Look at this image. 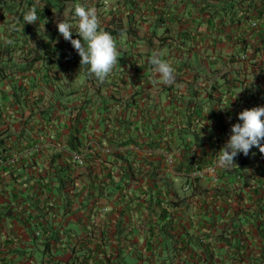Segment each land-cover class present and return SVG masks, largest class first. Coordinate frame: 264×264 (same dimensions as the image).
<instances>
[{
    "label": "crops",
    "instance_id": "crops-1",
    "mask_svg": "<svg viewBox=\"0 0 264 264\" xmlns=\"http://www.w3.org/2000/svg\"><path fill=\"white\" fill-rule=\"evenodd\" d=\"M52 1L0 0V64H4L8 58H14L15 52L25 50L24 48L27 47L26 39L32 49L44 40L50 41L52 47H55L54 52L49 54L48 58L36 56L38 55L37 53L35 55L29 54V65L33 63V68L37 66V69H39V71L33 70L29 72V84L35 80L42 86L52 85L50 90L47 89L48 94H51L47 100L49 101L46 106L47 111L51 112L52 116L60 113L64 115V111L69 109H67L66 105L61 106V102H66V99L63 100L61 98L66 94L65 89L62 87L65 86L64 80H72L73 85L71 88L75 92L72 94V101L66 104L75 106L79 111L74 119L77 124L74 127L81 130L80 134L78 132L79 137L83 142L88 140V143L92 144L89 157L91 160L86 161L90 168L72 165L74 171L71 172V175L75 174L72 175L75 186L68 188V194L74 193V198L67 208H70L73 214L68 218L76 221L80 225L82 232L87 229L88 224L93 223L95 228H97L96 232H93V235L95 234L94 238L98 243H101V238H109L110 241H116L119 230L117 222L120 213L125 212L127 214L125 217L128 215L131 217L132 215V219L126 217L123 221L122 227L125 226V230L121 234L119 233V238L122 239L123 233L128 231L131 226L133 235L130 241H135L132 244L137 249L132 250V256L136 252L137 256L141 254L145 258L146 254H149L148 250L151 248L157 250L158 246L151 247L149 245L151 238L149 239L146 229H140L136 223L129 225L138 217L140 212L134 210L132 213L131 204H126L124 197L119 196L122 193L121 189L127 194V191L131 192L139 189L138 186L144 182V180H138V184L135 186L126 185L127 179L122 174L129 170L128 163L132 162L136 166L134 171H141L144 175L150 169V164L142 162L147 159L146 153L140 151L139 156L134 157L132 152L128 154L124 151L127 147H118L116 143L118 140H122L125 131L116 130L117 125L111 121L114 110L122 112V109H125L129 113L135 112L133 111L135 109L132 108L136 106V102L133 103L132 99L141 96L145 105L146 103L149 106L152 105V111L154 112L158 108L161 114L166 116V120L169 123L171 118L172 121H176L177 113L180 112L178 110L179 106H185L189 99L202 101L204 102L202 112H207L209 121L198 120L197 128L205 124L206 126L204 125L203 128L208 129L207 132L204 130L203 135L205 136V134H209L212 127L216 126L212 120L211 112L213 109L221 114V119L224 123H229L232 119L231 114L236 109H251L264 106V0H254L253 10L256 12L263 9L262 15L253 20L256 23L255 26L249 23L237 24L232 22L229 24L226 21L223 25H219L217 22L218 17H211L213 11L209 9V5L224 7L225 3L231 1L233 6L227 7V12L240 15L242 9L241 0H54L55 4ZM77 4L86 8L92 7L96 9L101 29L107 32H116L121 29L120 33L111 34L115 39L117 48H120V68L130 74L143 75L141 78H131L127 82L119 83L114 87L105 82L106 87L98 88V80L88 73L87 66L81 68L78 53L70 42L67 43L63 39L56 26L57 22L64 19L73 25L72 35H75L73 39H81L75 31L78 20L73 18L74 8ZM33 7L38 13L39 21L34 24H25L23 16ZM241 37L247 39L245 46L241 42ZM18 47L19 49H17ZM12 48L14 49L11 50ZM180 48L181 51H179ZM69 49L74 53V56L68 55L65 57L64 51ZM56 52L58 53L55 54ZM153 53H158L163 60L170 63L175 69V81L173 84L164 85L160 82L158 76L154 75L152 65L149 63ZM193 53L196 56L191 58V63L201 62L202 71L190 75L193 69L196 71L199 69L192 66L193 69L189 72L188 67L180 69L177 65L180 60H190ZM69 65L70 67L68 68ZM150 70L152 73H150ZM210 70H217L218 72L212 76ZM140 71L142 72L140 73ZM147 74H153L149 82L144 79ZM80 75L83 77L81 78L82 80H87L88 82L77 83L80 80ZM3 79L6 80V77ZM201 79L203 80L201 81ZM92 84H97L94 85L97 90L94 89L95 94L92 97V101L89 102L85 94L89 93L92 95L93 90L90 88ZM99 90L102 93H106V97H109L110 94L116 97L121 96V101L114 98H110L109 102L107 100L104 101L99 95ZM175 91L182 96V100L175 101L174 104H177V106H173L170 101L171 94ZM98 96H100L99 100L96 99ZM75 101L79 102V107ZM67 114H69V111ZM139 117L143 118L144 121L148 118L146 114H141ZM42 121L44 129L56 127V125L51 127V122L54 121L53 118L50 121H45L44 119ZM149 128L150 125L146 129L152 131ZM50 130L55 135L49 132L46 136L41 137V141L48 144H62L63 147L66 146L64 147L66 150V137L69 132V126H62V131L65 132V135L62 132L57 133V131H61V128ZM147 138L150 139V137ZM151 138L159 140L155 136V132H151ZM25 155L27 157V154ZM63 155L64 159L62 161L66 160L67 152ZM150 161L158 163L156 158ZM138 162H140V170L137 169L139 167ZM159 170H161V165ZM108 174L111 175L110 178H107ZM103 179L104 183L101 182ZM120 184L125 185L120 187ZM210 184L207 185V188L203 185L201 189H198V192L195 193L198 198L195 201L203 204L202 191L208 196L207 200L213 201L209 199V191L212 190ZM15 188L14 190H16ZM23 189L29 192L27 191L29 188ZM226 196L230 197L228 193L221 194L219 197V200L221 199L219 201L220 204L215 201L213 204L215 205L214 210L212 212L202 211L200 216L194 210L193 202L192 204L190 203L191 209L188 214L196 215L197 213L204 221L201 222L199 227L197 226L196 217L192 221L189 216L188 221H186L189 223L194 222L191 225L194 229L199 230H201V227H203L202 229H206L207 226L210 227L212 222L215 223L211 227L214 238L209 239L206 236L205 244L200 245L186 233H180L177 240L185 242V247L183 246L184 253L182 252V255H180L182 261L178 262L177 257L173 259L175 263L168 262L167 259L171 250H174L175 255L178 254V244L177 249L173 245L170 246V249L169 247L166 249L157 243L161 247L158 249L157 259L148 262V259L144 260L141 256L143 259L141 258L137 262L130 264H176L177 262V264H186L188 260L192 264H203V258L204 264H224V257L222 258V256L228 255L224 239L231 233V228L228 226L231 221L229 220L230 208L238 209L243 203L246 208H249V204H251L247 199L246 193H243L241 199L230 200V204L226 202L228 201ZM236 203L240 206L230 207L231 204ZM87 209L93 213L89 217V221L86 220L85 216ZM180 217L182 218V212ZM173 219L177 221L176 215ZM232 219L235 226L239 222H243L241 213L232 217ZM183 228L185 227L181 224L176 227L178 232H184L185 229ZM62 232V230H59L60 234ZM249 234L246 236L247 241L252 239ZM163 238L162 236L158 237L160 243H162ZM108 246L109 244L105 245V250L98 248L95 252L96 255L102 257L103 251L115 252L113 243L110 244V250L107 249ZM196 248L200 249V251L197 252ZM259 251L252 243L247 247L246 255L250 258H255L259 255ZM129 254L128 250H126L123 260L129 262L131 257ZM239 263L249 264L246 261Z\"/></svg>",
    "mask_w": 264,
    "mask_h": 264
},
{
    "label": "trees",
    "instance_id": "trees-1",
    "mask_svg": "<svg viewBox=\"0 0 264 264\" xmlns=\"http://www.w3.org/2000/svg\"><path fill=\"white\" fill-rule=\"evenodd\" d=\"M242 1V9L240 15H234L229 14L230 12H227V7H232V1L229 3H225V6H215V5H209V9H211L213 12L211 13V17L215 18L218 17V23L219 25H223L226 21V23H237V24H252L253 20H256L260 15L263 13V9H260L255 12L253 10V7L255 5L254 0H241ZM37 12V11H36ZM38 15V13H37ZM252 20V21H251ZM251 21V22H250ZM31 29V27H29ZM121 32V29L117 30L116 32H109L112 35L118 34ZM75 36V35H72ZM261 39L262 36H260ZM24 41V40H23ZM241 42L245 46L247 44V39L244 37H241ZM25 43V42H23ZM26 45L27 47L24 48L25 50H21L20 52H25L28 57L29 54L37 53L36 56L46 57L48 58L52 52H54L55 47H52L50 44V41H42L41 44L38 43L37 47L33 48L29 47V41L26 39ZM242 45V47H243ZM12 48L11 50H13ZM19 49V47L17 48ZM16 49V50H17ZM181 51V48L179 49ZM71 49L64 51V56L67 57L70 55ZM57 54V53H55ZM47 55V56H46ZM193 56H196L194 53L190 57V60L181 61L177 65L180 69L197 67L200 71H202L201 62L200 63H191V58ZM178 60V59H177ZM6 62L3 64H0V125L3 123H6L7 118L10 116V112L14 111L15 105H19L21 103L20 101V94L18 91L20 90V93L23 95L30 94V91L26 89V87H23L21 85L15 86L16 82L21 80L23 77L27 79L29 82V72L30 71H39L37 69V66L33 68V63L29 65V63L24 62L20 63L19 67L20 69L18 72L15 70H10L8 67L12 64V66L16 63H12L11 58L6 59ZM176 63V62H175ZM136 72V70H135ZM142 71H140L141 73ZM150 73L152 71L150 70ZM177 74V73H176ZM9 75H11L9 77ZM143 75L123 71L122 68H120V63L115 67L114 71L110 74L108 78L104 82H99L98 88L106 87L105 82L116 86L119 83H124L130 80L131 78L139 79ZM153 74H147L145 76L146 82H149V79H152ZM6 77V80L3 78ZM22 77V78H21ZM104 83V84H103ZM7 86H10L11 84V95L13 96L11 99L8 97V92L6 89ZM32 86H36V88H41L38 81L33 80L31 82ZM101 85V86H100ZM112 96V95H111ZM181 94L177 91L173 92L170 97V101L173 103V106H177V104H174L176 100L181 99ZM149 98V97H148ZM182 100V99H181ZM132 102H136V106H134L132 109H135L133 111L135 112H127L125 109H122V112H116L114 110V115L111 118V121L117 125L116 130H123L125 131L124 136L122 140H118L116 143L118 147H127L124 151L126 153H133L134 157L139 156V152H144L147 155V159L142 162H147L150 164L151 168L147 170L145 173L148 174L144 175L143 172L134 170L136 169V166L132 164V162L128 163V169L124 172L123 177L127 175V181H137V179L144 180L138 187L141 189L132 190L130 193L126 194L124 190L121 189L122 193L119 197H124L126 200V204H131V210L132 213L134 210L139 211L140 214H138V217L131 222L138 224L140 229H146L147 235L150 239L149 245H153L152 241L156 240L155 245L159 247L158 244H161V247L168 248L167 239L171 238L178 242V237L180 233H186L189 237L196 240L198 244H203L198 241V237L200 234H203L205 237L207 236L209 239L214 238L213 229L211 228L213 224L211 223L210 227H206V229H194V227L191 225L192 223L187 222L188 217H191V220L193 221L194 217H196L197 226L199 227L201 222L204 220L199 217L200 213L199 210H202V208H206L207 211L212 212L214 210L215 201H221L219 200V197L221 194H226L232 198L233 201L236 199H241L243 193H246L247 199L254 204L253 208L251 207V204H249V208L245 207V204L243 203L242 206L238 205L237 203L235 205L231 204L230 207H236L240 206L238 209L230 208L229 211V228L230 232L229 236H226L224 239V242L227 245V252L228 255L224 257L223 262L228 259V264H238L241 261H246L247 263L251 264L252 261L255 260L254 264H264V202H261V200L264 199V194H262L263 197L255 199V196L260 192L262 193L261 188L264 184V155H262L259 152V149L252 148L251 152H254L256 154V159L254 163H250L249 155L246 157L243 155V153L238 154V156L235 158V164L230 168H216V176H218L217 183L212 182V178L208 176L207 174L204 175L205 182H208V185L210 184L211 189L213 190V195L210 196L213 200L212 202L207 201V206H198L195 210L197 213L195 214H188V212L191 209L190 204V197L195 194L196 189H201V187L205 184V182H201L203 178L201 177H193L191 176L192 171L195 168L199 169H206L209 166H213L217 163V153L219 150L224 146V144L227 142V140L230 138L231 135V126L235 123H241V121L238 120V114L244 110L243 109H236L232 112L231 116V122L224 123L221 119V114L217 112L215 109L212 110L211 114L213 116L212 120L215 122V127H212L209 134H204L203 127L198 126V120L200 121H209L208 114L202 112V106L204 102L192 100L189 99L187 103H185V106H182L178 108L180 112L177 113L176 121H171L167 123L166 116L161 114L160 110L156 108V112L152 111V105L149 106L145 105L143 103L142 97H135L132 99ZM193 104V105H192ZM195 107V109H194ZM192 109V110H191ZM246 109V108H245ZM45 118L46 115L48 117L44 119L45 121H50L51 119V112L47 111V109L44 110ZM124 111V112H123ZM210 111V110H209ZM49 113V114H48ZM128 114V115H127ZM146 114L148 118L144 119L140 118L139 115ZM155 114V115H152ZM69 114H66L65 116H68ZM127 115V116H124ZM14 117V112L13 115ZM56 118L52 126L56 125L58 121H61L63 118L60 114L55 115ZM195 116V117H194ZM236 120H235V119ZM60 119V120H59ZM67 119V118H65ZM64 119V121H65ZM153 119H156L155 122H153ZM52 120V119H51ZM88 120V119H87ZM195 120V121H193ZM51 124V123H50ZM150 125V128L152 131H149L146 129ZM165 125V126H164ZM205 125V124H204ZM63 126V125H62ZM64 126L66 124L64 123ZM206 126V125H205ZM55 128L52 127L50 129ZM58 128V127H57ZM57 128L55 130H57ZM149 128V129H150ZM210 129V128H209ZM77 130V132H75ZM60 131H57V133ZM62 132V131H61ZM79 130L74 127V129L69 128V132L66 137V145L67 149L65 152H67V158L66 163L63 164L66 167H61L57 165V162H55V158L51 155V157L48 160V166L47 170L50 174L55 176L57 178L58 182V188L62 192L64 188H66V195L68 197V200L66 201L67 204H71V201L74 198V193L68 194V190L75 186L74 178L71 175L70 167L72 165H75L74 162H72L71 155L74 152H83V150L86 148V146H89V152L86 157V161L91 160L90 154H91V145L87 144L88 140L82 141V139L78 135ZM104 132V131H103ZM149 136H151V132H155V136L159 138V142L154 140V138H147V133ZM56 133V134H57ZM21 134L23 132H20L17 134V137L21 138ZM47 132L43 133V136H46ZM207 135V136H206ZM58 136V135H56ZM10 137V134L6 132L5 129H0V195L6 196L7 193H9V187L11 186L8 182H6V175L9 174V178L13 180V182L17 183H25L27 178L21 181L18 178L21 176L18 172L19 167H21V164L18 165L19 162H22L25 167H34V164L31 163V161H27L26 153L25 151L29 149V144L35 143V139L33 141H25L23 143L24 147L21 152V157L16 155V152L14 151V146L18 144V141H12L10 142L8 139ZM167 138L168 145H164L162 143L163 139ZM17 142V143H16ZM170 147H173L177 151L175 153L170 152V157L172 158V167L171 169L180 174L179 178H181L183 183L181 185L189 184V189L185 190V201H179L176 198L177 190L180 191V187L176 188L174 186V189H165L162 190V169H160V164L162 160H166V156L163 153L164 151H169ZM24 152V153H23ZM23 153V154H22ZM169 153V152H168ZM178 156L180 158H178ZM19 157V158H18ZM22 158V159H20ZM25 158V159H24ZM30 158V157H29ZM89 158V159H88ZM151 158V159H149ZM158 161V163H155L153 160L155 159ZM150 162V163H149ZM86 163V162H85ZM139 167L137 169H141L140 162ZM76 166V165H75ZM86 168H90V165H85ZM110 174L107 175V178H110ZM101 182L104 183V179L101 180ZM125 184H120L119 186H123ZM101 186V185H99ZM206 187V185H204ZM253 188L251 189V187ZM12 188V187H11ZM69 188V189H68ZM207 188V187H206ZM13 189V188H12ZM248 189V190H246ZM172 190V191H170ZM7 191V192H6ZM172 192H174V197H170V194L172 195ZM181 192V191H180ZM264 192V189H263ZM2 193V194H1ZM13 193V199L16 206L12 204H5L6 207H0V228L2 225V222L4 221V216H17L18 214V207L21 208L22 213H26V217L24 219V224L28 226L29 231L33 227L35 230H38V228H41L44 226L42 223V217H44L49 208L45 206L44 199L43 201L40 200V197L32 192H28L23 194V189H17L12 190ZM125 194L127 195L125 198ZM203 202L208 198V196L204 193V191L201 192ZM236 197V198H235ZM89 198V196H88ZM226 201V200H225ZM184 202L185 211L181 210L180 204ZM229 203L228 201H226ZM247 203V202H246ZM230 204V203H229ZM134 205V207H132ZM180 207V208H178ZM172 208V209H171ZM34 209L36 210V213H34ZM178 210V211H177ZM193 210V211H194ZM9 211V212H7ZM93 211V210H92ZM182 212V218L180 217V214ZM186 212V213H185ZM185 213V215H183ZM242 214V221L239 222L236 227H243V235L245 236V241L239 245L240 240V234L236 232L235 224L232 219V217L238 216L239 214ZM92 212L87 209L85 212L86 220L89 221V217L92 216ZM233 214V215H232ZM127 215L125 212L120 213L118 216V222L117 226L119 227L118 230V236L116 237V243L117 248H115V252L113 251H103L102 257H98L96 255V250L102 246H105L107 244H110L111 241L109 238H101V243L95 244L94 247L91 246L93 241V232L95 233L97 228H95L94 224H88L87 228H90V230H84V234L82 236H77L76 241H71V237L68 236V233H65L64 235H61L59 233V230H54L51 232V235H43L37 243L36 246H41L43 252H50L51 248L53 246H56L57 244H64V238L63 236L68 239L66 242V245L68 247L69 257L67 260L60 261L57 260L55 262L49 261V264H77V262H80V264H123V259L125 257L124 251H122V242L120 237V234L124 232L125 226L122 227V223L125 220L126 217H129V219H132L131 217ZM176 215V220L173 219V217ZM180 217V218H179ZM179 218V219H178ZM30 219H34L33 222H31ZM187 220V221H186ZM200 220V221H199ZM228 220V219H227ZM186 221V222H185ZM214 221V220H213ZM200 222V223H199ZM185 223V224H184ZM181 224L183 225V229H185L184 232H178L176 227ZM32 226V227H31ZM132 227L128 229L125 233H123L124 239L126 238H132L133 231ZM120 233V234H119ZM250 233V234H249ZM31 239H34V231L30 233ZM251 236V240L247 241L246 239L247 235ZM95 235V234H94ZM178 235V236H177ZM164 237L162 239V243L159 242L158 237ZM254 236H256L254 238ZM154 238V239H153ZM158 243V244H157ZM173 247L177 248V244ZM181 248L183 249V246L185 247V242L180 241ZM255 245V248L260 250L259 255L255 258H250L247 254V247H249L251 244ZM3 246L6 245L8 247L7 249L9 252H13V254H16L17 257H12L11 260L6 263V256L7 252L2 256L0 251V264H25L26 258L30 260L32 264H36L33 259V250L30 248L29 251L25 250L21 247H15L11 249L9 247L10 242H3ZM2 246V245H1ZM157 247V253L155 251L154 254L158 256L159 250L161 247ZM180 248V247H179ZM190 249V248H189ZM231 250V251H230ZM184 252V251H183ZM230 253V254H229ZM155 256V255H154ZM150 259V257H149ZM247 259V260H245ZM165 261V259H163ZM38 264H47V262L40 261ZM241 264V263H239Z\"/></svg>",
    "mask_w": 264,
    "mask_h": 264
},
{
    "label": "rangeland",
    "instance_id": "rangeland-1",
    "mask_svg": "<svg viewBox=\"0 0 264 264\" xmlns=\"http://www.w3.org/2000/svg\"><path fill=\"white\" fill-rule=\"evenodd\" d=\"M55 4V1H52ZM56 30V29H55ZM69 41H67L68 43ZM120 52V48L118 49ZM76 51V50H75ZM58 53V52H56ZM70 55L74 56V53L71 52ZM176 56V55H175ZM14 58L11 59L12 63H16L12 66V64L8 67L10 70H15L16 72H18V70L20 69L19 65L20 63H24L27 62L29 63V57L25 52H15L13 55ZM71 66H73L71 64ZM202 66V64H201ZM70 67V65L68 66V68ZM192 67L189 68V72L192 71ZM197 72H199L198 70L196 71L195 69H193V71L191 72L190 75L193 74H197ZM217 70H210V74L212 76L215 75V73H217ZM22 78V77H21ZM81 78L82 75L79 76V79L77 81V83L81 84V83H87L88 81H84ZM206 79H211V78H206ZM203 79H201L202 81ZM28 80H25L24 78H22L21 80L17 81L15 86L21 85L23 87H26V89L28 91H30V94H25L23 95L22 93H20V90L18 91V93L20 94V101L21 103L19 105H15L14 107V117H12L11 115H13V112H10V116L7 119L6 123H3L0 125V129H5L7 133L10 134L9 137V141L13 143V141H18V144L15 145L14 147V151L16 152V155L21 157V151L22 148L24 147L23 143L25 141L29 140L30 141H35V143L29 144V149L25 151V153L27 154V161L29 159V161H31L32 164H34V167H25L23 164V160L22 162H19L18 165L21 164V168L18 170L20 173V177L18 178L21 181H24L28 176L29 178H27V180H25V183H17V182H13L12 179L9 178V174L6 175V182H8L11 186L9 187V185L7 186V188H9V193L6 194V196H1L0 195V207H8L5 206V204H12L14 206V199H13V193L12 190L14 191V188L17 189H23V188H29V190L27 189V191L32 192L37 194L40 197V200L43 201L44 199V204L46 207L49 208L47 214L42 217V223L44 224L43 227L38 228V230H35V228L33 229V227L30 229L27 225L24 224V219L26 217V213H22L21 212V208L18 207V214L16 217L15 216H4V221L2 222L1 228H0V251H1V255L3 256L6 251L7 252V256H6V263H8L9 260L12 259V257H17L16 254H13V252H9V250L7 249L8 247L3 246V242H10L9 247L11 249L15 248V247H21L24 248L25 250H27V252L29 251V249L31 248L33 250V259L34 262L36 264H38L41 260L44 262H47V264H49V261L55 262L57 260L60 261H65L69 255V251L68 247L66 245V242L68 239H66L64 236V244H57L56 246H53L50 250V252H43L41 246H36L39 239L41 237H43V235H51V232L59 229L62 230L63 232L61 233V235H64L65 233H68V236L71 237V241H76V237L82 236L84 234V232H82L80 225L74 221L69 219L68 217L71 216L73 214V212H71L70 208H67V206H69L70 204H67V193H66V188H64L62 190V192L60 191V189L58 188V180L56 177H54L52 174H50L48 172V170L46 169L48 166V160L51 155L55 158V162H57L58 166L63 167L66 163V161H62V159H64V155L65 154V149L64 147L66 146H62V144H48V143H44V141H41V137H43V133L47 132H51L50 129H44L42 126L43 121L42 119H46L48 117V115H46L45 118V109H47V103L49 101H47L50 98L51 94H48V90H50V88L52 87V85H40L41 88H36V86H32L31 84H29V82H27ZM44 84V83H42ZM64 84L65 86H63L62 88L65 89L66 94L64 97H61L63 100L66 99V102H61V106L66 105L69 110L64 111V115H66L69 111V115L68 116H64L61 114L62 116V120L58 121L57 126L55 127V129L61 128L62 131V125H64V123L66 125L69 126L70 129H74V126L76 127V121H74L77 112H79L75 106L73 105H69L66 103H70V101H72V94L75 92V90L73 88H71V86L73 85V81H65L64 80ZM202 84V83H201ZM94 85L97 84H92L90 88H92L93 93L92 95L87 93L85 94V97L88 98V101L91 102L92 101V97L95 94L94 93V89L97 90V88L94 87ZM35 88V89H34ZM35 90V91H34ZM34 91V93L32 94V92ZM7 92H8V97L11 99L13 96L11 95V84L10 86H7ZM99 95L105 100H107V102H109L111 99L110 98H114L115 100H120L121 101V96L120 97H116L113 94H110L109 97H106L105 95H107L106 93H102L99 90ZM112 95V96H111ZM100 96H98L96 99L99 100ZM69 99V100H68ZM71 99V100H70ZM12 100V99H11ZM97 101V100H96ZM77 106L79 107L80 104L79 102L75 101ZM63 103V104H62ZM57 108V107H56ZM79 109V108H78ZM57 115V114H55ZM53 115L51 116V119L53 118L55 121L56 116ZM67 118V119H65ZM50 119V120H51ZM65 119V121H64ZM60 120V119H59ZM54 121H52V125L54 123ZM156 119H153V122H155ZM62 123V124H61ZM168 123V122H167ZM215 123V122H214ZM60 131V132H61ZM80 129H79V134H80ZM23 132V134H21V138L17 137V134ZM75 132H77V130H75ZM62 133L64 134L65 132L62 131ZM52 135H55L54 132L52 133ZM147 136H149L148 132L146 133ZM65 135V134H64ZM59 137V136H58ZM151 138V136H149ZM157 140V139H154ZM168 139L165 138L163 139L162 143L164 145H168ZM17 143V142H16ZM177 150L174 149L173 147H170V150L164 151L163 153L165 154V156L167 155L168 157H170V152L171 153H175ZM24 153V152H23ZM22 153V154H23ZM144 153V152H142ZM18 157V158H19ZM30 157V158H29ZM178 158H180L178 156ZM256 154L254 152L249 153V160L250 163H254V160L256 159ZM22 159V158H20ZM173 163H168L167 160H162L161 162V169H162V190L165 189H174V187L178 188L180 187V191L177 190V195L174 194V192H172V195L170 194V197H174L175 199V195L177 200L179 201H185V197L186 195L185 193V188L184 185L182 186L181 183H183L182 179L179 178L180 174L174 172L171 167ZM86 165V164H85ZM85 165H83V167H86ZM66 167V166H64ZM151 168V166H150ZM70 171L73 172L74 171V167H70ZM18 173V172H16ZM74 174V173H73ZM72 174V175H73ZM147 176L148 174L145 173ZM75 175V174H74ZM210 176V175H208ZM77 177V175H76ZM125 179H127L128 177L125 176ZM140 179H137V181ZM137 181H129V182H125L126 185L130 184L131 186H135L137 185ZM202 183L205 182L204 178L201 181ZM15 184V186H14ZM175 185V186H174ZM206 187L208 185V182H205ZM14 186V187H13ZM28 186V187H27ZM171 186H174L171 188ZM13 189H12V188ZM170 190V191H172ZM7 192V191H6ZM68 192V191H67ZM198 192V189H196L195 193ZM28 193L23 189V194ZM66 193V194H65ZM130 193V191H127V194ZM2 194V193H1ZM5 203V204H4ZM181 206V210L185 211V206H184V202H182L180 204ZM9 212V211H7ZM34 213H36V210L34 209ZM186 213V212H185ZM185 213L183 215H185ZM31 222H33L34 219H30ZM85 230H90V228H87ZM34 231V239H31V232ZM93 241L91 246L94 247V245L97 243V240H95L94 235H93ZM121 242H122V251H124V253L126 252V250H128V252L130 253L129 256L130 257V261H125L123 260L124 264H130V263H134L137 262L139 259H141L143 256L140 254V256L135 255L132 256V250H137L134 245L132 243V241H130V238H126L124 239V237H121ZM156 240L152 241L153 245H150L151 247H156L155 245ZM180 241L178 240V254L175 255L174 250H171L170 252V256L168 253L169 258L168 262H173L174 257L178 258V262L182 261L180 257V255H182V252L184 249L181 248V244L179 243ZM111 243H113V247L114 249L117 248V243L116 241L112 240ZM110 243V244H111ZM176 243V241L174 239H167V244L168 246H171ZM176 243V244H177ZM110 244L107 247L108 250H110ZM150 244V243H149ZM2 245V246H1ZM204 245V244H202ZM103 250H105V246L100 247ZM170 249V247H169ZM175 249V248H174ZM177 249V248H176ZM153 251H157L155 249H150L148 250L149 254H146L144 260L148 259V262L154 261L155 259L158 258V256H156V254H154ZM196 251L199 252L200 249L196 248ZM157 253V252H156ZM184 253V252H183ZM143 254V253H142ZM155 255V256H154ZM175 255V256H174ZM142 256V257H141ZM150 257V259H149ZM180 257V258H179ZM225 257L222 256V258ZM142 258V259H143ZM189 258V257H187ZM221 258V257H220ZM253 259V258H252ZM171 260V261H170ZM247 260V259H245ZM143 262V261H141ZM177 262V261H176ZM177 262V263H178ZM175 263V261L173 262ZM176 263V264H177ZM225 263H228V259L225 261ZM25 264H32L30 262L29 259L26 258L25 260ZM77 264H80V262H77ZM186 264H192V262H190L188 260V262H186ZM203 264H204V258H203ZM251 264H254V261H252Z\"/></svg>",
    "mask_w": 264,
    "mask_h": 264
},
{
    "label": "clouds",
    "instance_id": "clouds-1",
    "mask_svg": "<svg viewBox=\"0 0 264 264\" xmlns=\"http://www.w3.org/2000/svg\"><path fill=\"white\" fill-rule=\"evenodd\" d=\"M73 18L78 20L75 31L81 39H73V25L64 19L57 22L58 32L78 53L81 68L87 66L88 73L102 83L119 64L120 52L115 39L109 32L101 29L95 8L77 4ZM23 20L25 24L39 21L35 7L24 14ZM149 63L161 83H174L175 69L158 53L152 54ZM238 120L241 123L231 126L230 138L217 153L218 167L230 168L236 165L235 158L238 154L243 153L247 157L254 147L264 155V106L242 110L238 114Z\"/></svg>",
    "mask_w": 264,
    "mask_h": 264
},
{
    "label": "built area",
    "instance_id": "built-area-1",
    "mask_svg": "<svg viewBox=\"0 0 264 264\" xmlns=\"http://www.w3.org/2000/svg\"><path fill=\"white\" fill-rule=\"evenodd\" d=\"M252 26H255L256 25V23H255V21H253L252 22V24H251ZM87 144H89V143H87ZM88 152H89V146H86V148L83 150V152H74V153H72V155H71V159H72V162H74V164L76 165V166H83V165H85L86 163V157H87V154H88ZM166 160H167V162L168 163H172V158L171 157H168V156H166ZM254 162H255V160H254ZM216 168H217V163L216 164H214L213 166H209V167H207L206 169H199V168H195L193 171H192V173H191V176H193V177H201V178H204V175L205 174H207V175H210V177L212 178V182H213V184L214 183H217V182H219L218 181V176H216ZM262 187H264V184L262 185ZM184 188L185 189H189L190 188V185L189 184H185L184 185ZM253 188V186L251 187V189ZM263 189L264 188H261V190H262V193H258L256 196H255V199H257V198H260V197H263L262 196V194H264V192H263ZM246 190H248V189H246ZM213 195V190H210L209 191V199L210 200H212L211 199V197L210 196H212ZM196 198H198V197H196V195L195 194H193L189 199H190V203L192 204V202H193V204H194V209L196 210L197 209V207L199 206H202V205H204V206H207V201H209V200H205L204 202H203V204L201 203H199V202H197V201H195L196 200ZM236 198V197H235ZM226 199L228 200V202L230 201V200H232V198H230V197H228V196H226ZM210 202V201H209ZM261 202H264V199L263 200H261ZM230 203V202H229ZM218 204H220L219 202H218ZM233 205H235V204H233ZM251 206H252V208H253V206H254V204L253 203H251ZM264 208V207H263ZM205 212V211H207V209L204 207V208H202V210H199V213H201V212ZM264 213V212H263ZM200 215V214H199ZM264 215V214H263ZM235 230H236V232H238L239 234H240V240H239V245L240 244H242L244 241H245V236L243 235V231H244V229H243V227H236L235 226V228H234ZM247 239V238H246ZM198 241L200 242V243H203V244H205V242H206V237L203 235V234H200V236L198 237Z\"/></svg>",
    "mask_w": 264,
    "mask_h": 264
}]
</instances>
